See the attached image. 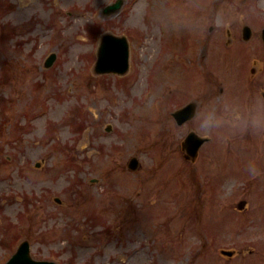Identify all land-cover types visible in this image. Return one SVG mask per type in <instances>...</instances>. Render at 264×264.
Instances as JSON below:
<instances>
[{
    "label": "rangeland",
    "instance_id": "obj_1",
    "mask_svg": "<svg viewBox=\"0 0 264 264\" xmlns=\"http://www.w3.org/2000/svg\"><path fill=\"white\" fill-rule=\"evenodd\" d=\"M113 1L30 0L3 16L19 39L4 41L1 29L0 264L23 240L33 258L64 264H264L260 213L252 212L264 208L261 100L250 127L231 110L243 102L241 76L251 94L264 90V0H124L118 14H102ZM180 18L197 26L186 55L177 52L185 41L177 28L190 32ZM242 23L253 30L247 42ZM104 31L130 40L124 78L90 72ZM200 38L212 54L201 65L194 61L208 44ZM190 101L197 115L178 127L169 115ZM190 131L209 138L195 163L180 152ZM134 156L140 166L132 172ZM243 199L248 210L239 213Z\"/></svg>",
    "mask_w": 264,
    "mask_h": 264
},
{
    "label": "water",
    "instance_id": "obj_2",
    "mask_svg": "<svg viewBox=\"0 0 264 264\" xmlns=\"http://www.w3.org/2000/svg\"><path fill=\"white\" fill-rule=\"evenodd\" d=\"M117 7V6H116ZM128 45L124 39L116 38L112 35H106L102 38V44L100 47L99 59L97 61V72H117L124 73L128 68ZM54 57H51L46 65L49 66ZM108 65L109 68H102L104 65ZM190 106L183 109V111L178 112V115L182 112L186 113L190 110ZM184 119L180 121L182 123ZM204 142L203 139L198 138L194 134H190L187 138V148L190 153L194 156L196 154L199 146ZM131 167H136V161L131 162ZM11 264H37L30 261L28 257L27 247L23 245L18 251L15 258L11 261Z\"/></svg>",
    "mask_w": 264,
    "mask_h": 264
},
{
    "label": "flooded vegetation",
    "instance_id": "obj_3",
    "mask_svg": "<svg viewBox=\"0 0 264 264\" xmlns=\"http://www.w3.org/2000/svg\"><path fill=\"white\" fill-rule=\"evenodd\" d=\"M4 1L5 0H0V11L3 9Z\"/></svg>",
    "mask_w": 264,
    "mask_h": 264
}]
</instances>
